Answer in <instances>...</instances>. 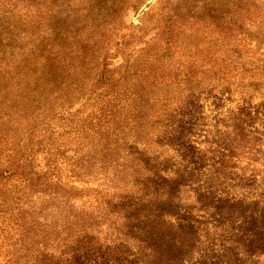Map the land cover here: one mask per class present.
<instances>
[{
    "label": "rangeland",
    "instance_id": "374dc122",
    "mask_svg": "<svg viewBox=\"0 0 264 264\" xmlns=\"http://www.w3.org/2000/svg\"><path fill=\"white\" fill-rule=\"evenodd\" d=\"M183 1L0 0L2 261L9 260V255L22 245L26 252L23 264H37L41 246L36 233L40 211L36 209L44 206L46 198L39 199L40 191L28 189L27 179L34 173L44 174L51 165L49 173L63 186L60 200L64 204L72 201L69 191L80 197L66 209L77 212L75 202L82 206L88 201L95 206L111 205L118 208L114 216L119 224L129 228L131 235L121 238L126 260L121 256L120 261L113 259L102 264L172 261L153 258L162 249L153 247L161 235L149 222L152 218L159 219L156 215L149 216L153 211L149 193L133 197L124 190L142 192L143 179L170 186L169 170L173 163L194 167L202 184L215 185L219 190L220 200L211 201L208 211L223 227L253 228L258 233L252 229L239 231L237 239L244 235L251 244L264 241V85L257 91H248L247 81L202 82L199 78L181 76L180 64L167 51L166 37L171 18L185 9ZM260 41L256 48L264 56L262 36ZM107 70L112 75L111 86L118 87L111 95L113 99L114 96L123 99L124 92L129 103L139 97L147 101L144 109L147 119L141 120L142 125L136 122L134 131L128 135V152L120 150L136 159L135 168L121 173L120 183L115 182L112 174H104L100 168L109 172L113 168L102 163L93 151L96 142L106 144L115 136L112 128L107 129L109 115L103 111L99 90L93 92L99 76ZM239 103L248 106L245 137L234 130L232 112L239 111ZM200 105L201 113L191 122L188 112ZM126 107H120L114 118L127 127L126 120L133 123L139 118L126 111ZM102 112L105 116H100ZM77 113L80 121L73 127L71 119ZM78 128L82 129L80 133L76 132ZM228 146L236 153L229 168L244 175V179L220 169V159L228 153ZM187 147L191 152L188 156ZM84 153L86 156L78 167L71 166L68 157ZM56 159L59 162L53 164ZM8 169L12 175L5 172ZM25 203L33 208H27L30 212L22 215L35 225L30 241L14 224L17 207ZM194 211L197 213L198 209L194 207ZM65 231L69 229L66 227ZM189 233L180 235L179 247L183 249L178 256L180 262L174 264H201L197 257L191 260L186 257L191 253V247L185 245ZM57 236L55 233L54 237ZM66 236L64 233L62 238ZM228 239L230 245L224 254L229 258L228 264H264V253L253 245L240 249L233 237ZM202 245L197 242L195 249ZM165 252L168 257L175 251L165 249Z\"/></svg>",
    "mask_w": 264,
    "mask_h": 264
},
{
    "label": "trees",
    "instance_id": "16d2710c",
    "mask_svg": "<svg viewBox=\"0 0 264 264\" xmlns=\"http://www.w3.org/2000/svg\"><path fill=\"white\" fill-rule=\"evenodd\" d=\"M221 1V5H216ZM183 4H185L184 11L171 18L172 24L166 37L169 46L167 51L180 64L181 76L199 78L202 82H218L220 79L232 81L235 84L238 83L236 81H247L248 91L259 90L264 85V56L256 47L261 45V36L264 38V0H184ZM110 61L115 62V59ZM111 78L112 75L108 70L101 73L93 92L99 90L97 95L103 100V111L109 115L110 125L107 129L112 128L115 136L106 144L96 142L93 151L102 163L113 168L112 172L104 171L105 167L100 168L104 174L106 176L112 174L115 182L120 183L121 173L135 168L136 159L127 154L130 146L128 135L134 131L136 122L137 125H142L141 120L147 119L144 112L147 101L139 97L135 102L129 103L124 98V92H122L123 99H119L118 96H114L115 99H113L111 95L118 90V87L111 86ZM103 87L107 89L100 90ZM128 105H134L135 108ZM122 106H127L126 111L139 118L133 123L126 120L127 127L123 122L117 123V118H114V115L119 114ZM202 107V105L199 108L196 106L192 109L193 111L188 112L191 122L197 119V114L201 113ZM238 110V112H232L235 115L234 130L240 135L244 134L243 137H245L244 126L248 116L246 114L248 106L244 107L239 103ZM104 112L100 116H105ZM99 118L98 116L97 119ZM79 121L80 114L77 113L71 119L73 127ZM81 130L78 128L76 132L80 133ZM121 149L127 152L120 153ZM187 150H189L188 147L185 149L186 156L191 153ZM234 150L229 147L226 150L228 153L221 155L220 169H224L226 174L234 175L237 179H244V175L229 168L232 163L231 157L236 154ZM85 156V153L72 155L68 159L71 166L78 167L77 164ZM227 158L230 159L225 162ZM58 162L56 159L53 164ZM52 168L51 165L44 174L34 173L33 177L27 179L30 181L27 188L35 192L40 191L39 199L46 198L44 206L36 209L40 211L37 216L40 222L39 228L36 226V233L41 246L37 264H102L104 261L113 259L120 261L121 256L126 255L121 238L125 234L131 235V232L127 226L120 225L119 220L115 218L114 213L118 208L104 205V203L95 206L88 201L84 206L80 205V202H75L73 207L77 209V212L66 209L71 202L80 197L77 193L69 191L72 201L64 204L60 200L62 194L60 190L63 186L49 173ZM5 172H11V169ZM169 172H171L168 179L170 186L167 183L154 184L152 181L143 179V181L139 180L144 187L142 192L133 193L131 190H124V193L133 197L149 193V200L152 199L153 211L149 213V216L156 215L159 219L152 218L153 220L149 222L155 225V232L161 235V239L153 247L162 249V252L154 253L153 258L162 262L170 258L172 263L168 264L179 263L178 256L183 249L179 247L182 242L179 238L180 235L189 232L191 233L185 239V245L191 247V253L186 254V257L189 260L197 257L201 264H228L229 258L224 254L228 252L230 245L229 236L236 240L240 249L253 245L256 250L264 253V241H255L251 244L244 235L237 239L239 231L252 229L258 233V230L248 227L238 230L228 229L216 220L211 211H208L211 201L220 200L217 199L219 190L215 185L202 184L194 167L190 169V166L184 163H173ZM150 173L149 162V178ZM161 176L164 178V173ZM124 207L126 206L122 208ZM194 207L198 209L197 213ZM27 208H30L28 203L17 207L18 216L14 224L15 229L23 231L26 239L30 241L35 233L33 231L35 225L22 216L33 209ZM66 227L69 232L65 231ZM55 233L58 234L57 237H54ZM64 233L67 236L62 238ZM242 239H245V242H242ZM197 242L203 243L198 250L195 249ZM52 248L54 249L51 251ZM165 249L175 252L167 257L169 253H166ZM119 251L122 252L121 255H118ZM25 254V246L20 245L9 255V260L2 261L0 258V264H23L22 258ZM4 258L6 259V256ZM123 260L125 261L126 258Z\"/></svg>",
    "mask_w": 264,
    "mask_h": 264
}]
</instances>
